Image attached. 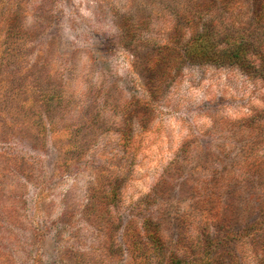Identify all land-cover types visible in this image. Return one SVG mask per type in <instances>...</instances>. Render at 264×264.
I'll use <instances>...</instances> for the list:
<instances>
[{
	"label": "rangeland",
	"instance_id": "1",
	"mask_svg": "<svg viewBox=\"0 0 264 264\" xmlns=\"http://www.w3.org/2000/svg\"><path fill=\"white\" fill-rule=\"evenodd\" d=\"M258 3L0 0V264H264V80L183 55Z\"/></svg>",
	"mask_w": 264,
	"mask_h": 264
},
{
	"label": "trees",
	"instance_id": "2",
	"mask_svg": "<svg viewBox=\"0 0 264 264\" xmlns=\"http://www.w3.org/2000/svg\"><path fill=\"white\" fill-rule=\"evenodd\" d=\"M255 26L234 29L221 24L217 18L204 24L196 31L192 40L184 47L183 55L188 62L197 65L237 67L251 78L264 80V0H259ZM151 245L160 253L163 245L160 239L152 238ZM159 255V253H158ZM161 256V255H160ZM207 255H179L178 264H213Z\"/></svg>",
	"mask_w": 264,
	"mask_h": 264
}]
</instances>
